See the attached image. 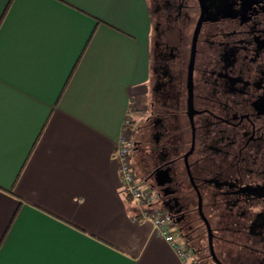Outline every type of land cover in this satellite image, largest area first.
Wrapping results in <instances>:
<instances>
[{
	"label": "crops",
	"instance_id": "obj_1",
	"mask_svg": "<svg viewBox=\"0 0 264 264\" xmlns=\"http://www.w3.org/2000/svg\"><path fill=\"white\" fill-rule=\"evenodd\" d=\"M150 30L148 0H0V264H181L114 158Z\"/></svg>",
	"mask_w": 264,
	"mask_h": 264
},
{
	"label": "flooded vegetation",
	"instance_id": "obj_2",
	"mask_svg": "<svg viewBox=\"0 0 264 264\" xmlns=\"http://www.w3.org/2000/svg\"><path fill=\"white\" fill-rule=\"evenodd\" d=\"M129 154L203 264H264V0H148Z\"/></svg>",
	"mask_w": 264,
	"mask_h": 264
},
{
	"label": "built area",
	"instance_id": "obj_3",
	"mask_svg": "<svg viewBox=\"0 0 264 264\" xmlns=\"http://www.w3.org/2000/svg\"><path fill=\"white\" fill-rule=\"evenodd\" d=\"M130 119H125V124ZM132 141L125 132H121L115 144L114 158L118 165L121 190L136 206L140 217L148 220L153 230L170 245L181 264H199L194 249L185 243L174 227L170 216L155 204L154 192L135 174L130 158Z\"/></svg>",
	"mask_w": 264,
	"mask_h": 264
},
{
	"label": "rangeland",
	"instance_id": "obj_4",
	"mask_svg": "<svg viewBox=\"0 0 264 264\" xmlns=\"http://www.w3.org/2000/svg\"><path fill=\"white\" fill-rule=\"evenodd\" d=\"M128 136H132L131 135V129L129 128V129H126L125 131H124ZM201 264H203V262L201 261ZM205 264H207V263H205Z\"/></svg>",
	"mask_w": 264,
	"mask_h": 264
}]
</instances>
